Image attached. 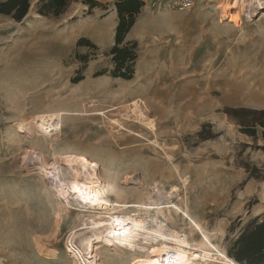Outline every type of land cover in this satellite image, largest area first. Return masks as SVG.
Instances as JSON below:
<instances>
[{
    "label": "rangeland",
    "instance_id": "1",
    "mask_svg": "<svg viewBox=\"0 0 264 264\" xmlns=\"http://www.w3.org/2000/svg\"><path fill=\"white\" fill-rule=\"evenodd\" d=\"M42 1L21 22L0 15V264H133L93 233L71 246L85 219L64 186L74 157L99 167L110 201L144 206L139 219H166V233L202 246L181 213L145 210L176 206L235 255L243 231L264 222L261 130L249 137L227 114L264 111V0H196L186 12L150 2L128 40L138 44L131 80L112 75L115 44L73 26L86 0L57 19L39 14Z\"/></svg>",
    "mask_w": 264,
    "mask_h": 264
},
{
    "label": "bare ground",
    "instance_id": "2",
    "mask_svg": "<svg viewBox=\"0 0 264 264\" xmlns=\"http://www.w3.org/2000/svg\"><path fill=\"white\" fill-rule=\"evenodd\" d=\"M233 1L234 0H232V2ZM228 2L231 1L228 0ZM244 2L243 0V7ZM140 101L141 99L134 98L132 103H130L132 104L130 107H137ZM111 111H118L122 114L121 107H117V109L113 107ZM71 167V183H67L66 180H64L65 183H63L64 186L70 188V194H74L78 197L76 203L79 212L81 215L85 216L80 226L71 232V246L73 242L77 245L76 241L79 239L80 233L89 232L96 234V241L102 243L104 247L135 255L137 258L134 260L133 264H241L227 254L219 251L216 246L209 241V237L206 236L200 226L187 212L180 208L176 206L159 208L155 205L156 208L147 207L145 210L156 211L157 209L161 212L168 209L174 213H181L201 232L202 241L204 242H202V246L190 244L186 236L179 235V233H166L167 231L164 230L166 219L159 220L158 217L154 218L150 216L149 218L145 217L141 219L142 217H140L139 219V214L137 213H141L144 206H123L120 202L110 201L109 197L111 193L109 195L108 191H106L105 181H103V177L99 172V167L95 163L82 157H74ZM54 171V174L51 175L57 177L58 183H62V180H60V170L55 169ZM76 188H79L80 191H74ZM127 208L142 210H136L128 214H117L120 209ZM110 212H116V214L110 215ZM95 214H99L100 217H95ZM78 247H81L82 251L89 253L90 244L81 242L78 244ZM74 253L77 256L79 255L76 252ZM84 258L86 259V257ZM93 261H95V259L86 264H96Z\"/></svg>",
    "mask_w": 264,
    "mask_h": 264
},
{
    "label": "trees",
    "instance_id": "3",
    "mask_svg": "<svg viewBox=\"0 0 264 264\" xmlns=\"http://www.w3.org/2000/svg\"><path fill=\"white\" fill-rule=\"evenodd\" d=\"M33 0H0V15L9 16L17 22L24 20L31 8ZM73 0H43L39 14L46 17L60 18L69 9ZM84 4L89 6V14L96 8L102 7L95 0H86ZM109 9V5H105ZM144 3L140 0H119L115 3L118 11V26L115 34V46L111 50L114 71L112 75L124 80L133 79L138 61V44L127 41V34L136 23ZM82 43L90 42L83 40ZM96 48L95 46H93ZM239 127L240 131L254 139L260 134L264 139V111L239 108L227 112ZM238 251L235 255H229L241 264H262L264 262V222L255 223L244 230L237 241Z\"/></svg>",
    "mask_w": 264,
    "mask_h": 264
},
{
    "label": "crops",
    "instance_id": "4",
    "mask_svg": "<svg viewBox=\"0 0 264 264\" xmlns=\"http://www.w3.org/2000/svg\"><path fill=\"white\" fill-rule=\"evenodd\" d=\"M95 1L101 4H104V5H109L110 7H109L108 12L102 15L98 9H94L91 14L86 15L85 17L84 16L76 17L73 21L74 22L73 26H79V27L90 26V27H93L99 30V36H100L99 38L90 37V36L88 37L96 41L102 42V43H104L103 40L106 37L108 39L107 43L111 47L115 44L116 28L118 26V21H119L118 11L115 7V3L118 2L119 0H95ZM140 1L144 3V6L141 8L140 13L137 16V22L134 28H136V26L138 25V23H140V21L142 22L143 20L145 21L146 16L144 14L147 13L146 11H147V8L150 2L152 3L154 0H140ZM148 19H151V18L148 17ZM132 30L127 34V38H126L127 41L134 39V37L132 36ZM85 37L87 36L85 35Z\"/></svg>",
    "mask_w": 264,
    "mask_h": 264
},
{
    "label": "built area",
    "instance_id": "5",
    "mask_svg": "<svg viewBox=\"0 0 264 264\" xmlns=\"http://www.w3.org/2000/svg\"><path fill=\"white\" fill-rule=\"evenodd\" d=\"M154 4H159L164 9L186 12L191 11L195 7L196 0H155Z\"/></svg>",
    "mask_w": 264,
    "mask_h": 264
},
{
    "label": "snow or ice",
    "instance_id": "6",
    "mask_svg": "<svg viewBox=\"0 0 264 264\" xmlns=\"http://www.w3.org/2000/svg\"><path fill=\"white\" fill-rule=\"evenodd\" d=\"M74 191H77V192H79L80 191V189L79 188H76V189H74ZM82 194V193H81ZM118 234V233H117Z\"/></svg>",
    "mask_w": 264,
    "mask_h": 264
}]
</instances>
